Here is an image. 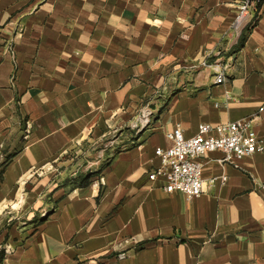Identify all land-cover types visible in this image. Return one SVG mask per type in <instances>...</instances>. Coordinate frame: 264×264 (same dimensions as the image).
<instances>
[{
	"label": "crops",
	"instance_id": "1",
	"mask_svg": "<svg viewBox=\"0 0 264 264\" xmlns=\"http://www.w3.org/2000/svg\"><path fill=\"white\" fill-rule=\"evenodd\" d=\"M237 2L0 0V264H264V151L205 154L228 180L192 201L148 177L177 126L258 114L264 143V6L238 33ZM111 132L100 170H45ZM9 209L23 228L3 229Z\"/></svg>",
	"mask_w": 264,
	"mask_h": 264
},
{
	"label": "built area",
	"instance_id": "2",
	"mask_svg": "<svg viewBox=\"0 0 264 264\" xmlns=\"http://www.w3.org/2000/svg\"><path fill=\"white\" fill-rule=\"evenodd\" d=\"M263 6L264 0H238L233 28L240 33L250 27L256 22ZM214 72L216 84L227 81L224 67L215 65ZM151 115L150 110L142 112L131 128L136 132L142 131L150 125ZM258 117V114H252L225 124H200L196 134L191 137H187L181 127H175L167 135L172 146L156 149L159 162L149 172V179L163 181L166 192L180 193L186 201L202 196L218 183L226 184L228 177L225 175L204 178L202 159L207 153L221 152L223 157L218 161L226 164L263 152L264 143L254 129ZM126 257L127 253L118 254L120 260Z\"/></svg>",
	"mask_w": 264,
	"mask_h": 264
},
{
	"label": "rangeland",
	"instance_id": "3",
	"mask_svg": "<svg viewBox=\"0 0 264 264\" xmlns=\"http://www.w3.org/2000/svg\"><path fill=\"white\" fill-rule=\"evenodd\" d=\"M141 113L142 112L137 114L136 119L139 116H141ZM155 116H156V113L152 112V115L150 117L151 122ZM131 131H129V132L127 131V133L131 134L132 133ZM116 134H118V133H116ZM116 134L114 132H111L110 134L104 135L100 140L97 141V143L90 141L86 145L81 144V146H80L81 149L77 152V154L72 156L73 160L70 163H68V165H66L68 167V169L65 167V165H60L59 163H56L53 166L48 165L45 168V170L46 171L47 170H49V171L54 170L55 171V178H60L59 183L64 182V180L67 181L68 179H70V177H68V174L74 173L73 171L75 170V168H78V167L82 168V169L85 167H89L91 170H93V169L100 170L103 166L107 165L108 161L106 159V160H102L100 162H96L95 161L96 158L94 156L99 151L103 150L105 153H108L109 150H112L113 147L111 146V141H112L114 135H116ZM82 156H86L85 161H82L80 158H78V157H82ZM65 176H67V177L65 178ZM61 178H65V179L62 180ZM17 210L18 209H9L8 217L5 218L4 222H3V229L4 230L8 229L10 232L12 230L15 231L17 226L20 228H23V226L21 225V222H23L22 218H19V219L16 218L17 216L20 215V213L17 212ZM18 222H20V223H18Z\"/></svg>",
	"mask_w": 264,
	"mask_h": 264
},
{
	"label": "trees",
	"instance_id": "4",
	"mask_svg": "<svg viewBox=\"0 0 264 264\" xmlns=\"http://www.w3.org/2000/svg\"><path fill=\"white\" fill-rule=\"evenodd\" d=\"M244 33V32H243ZM242 33L241 35V39H240V42L243 41V38H244V34ZM0 258H1V255H0Z\"/></svg>",
	"mask_w": 264,
	"mask_h": 264
}]
</instances>
